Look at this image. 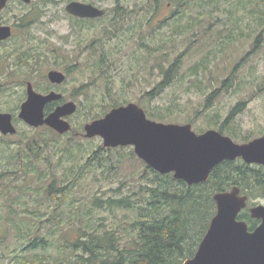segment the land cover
<instances>
[{
    "label": "trees",
    "instance_id": "trees-1",
    "mask_svg": "<svg viewBox=\"0 0 264 264\" xmlns=\"http://www.w3.org/2000/svg\"><path fill=\"white\" fill-rule=\"evenodd\" d=\"M168 1L175 6L168 19L170 21L165 23L163 19L162 23L158 21L157 24L152 20L163 7V1L150 0L146 3L144 38L140 36L136 20L131 26L128 19H124L127 13L125 9L111 11L113 19L110 22L125 21L129 25L126 32H132L139 48L145 51L142 66L152 60L151 67L159 69L161 79L145 93L148 100H153L173 84L181 66L182 54L173 57L172 50L163 49L165 42L161 36L165 30L171 32L169 39L183 36L195 28L193 21L197 19L187 18L192 11L200 10L198 16L205 15L203 17L209 20L224 16L229 32L226 39L218 44L205 40L207 32L202 33L206 53L185 77H199L202 72L206 73L221 53L230 49L238 37L244 36L243 32L264 27V0H260L261 4L255 0ZM108 15L85 22L93 27L95 23L101 24L100 21ZM214 26L210 25L209 28L213 29ZM107 28L105 25L104 29ZM116 30L114 27L111 36L117 34ZM236 32H240V35ZM261 36L262 33L235 70L259 51ZM187 49L186 55L191 53V48ZM97 51L99 60L93 65L94 72L99 69L103 71L104 65L113 64L111 51ZM129 58L140 62L137 56ZM130 65L129 70L135 72ZM20 67L23 66H16ZM232 77L233 73L222 82L223 88L225 84H230ZM201 85V81L197 80L187 85L189 89L186 90L189 92L191 88L198 89ZM107 93L111 95L112 87L107 88ZM216 94H209L206 101ZM123 102L96 105L101 112L95 115L92 112L88 116H92L90 120L98 119L104 115V111ZM243 105L239 103L236 108L240 107L238 110H241ZM236 108L229 118L237 111ZM11 114L15 122V115ZM145 114L159 122L165 121L160 112ZM224 130L222 124L218 131L223 134ZM45 131L51 132L50 129ZM42 139L39 134L25 139V143L24 140L18 142V150L5 162L3 160L8 157L3 158V155L8 150L1 152L0 264H183L196 253L215 215L213 196L234 187H238L241 194L247 197L248 205L237 219L244 221L249 231L259 224L250 217L249 207L254 206V200L264 198V166L247 165L240 159L224 161L214 167L206 182L189 186L176 180L171 173L161 175L147 167L135 156L132 148L100 146L92 149L84 158L87 153L85 147L69 142L64 145V156L53 161L49 155H43L50 142ZM0 145L9 146L3 141H0ZM125 150L128 152H123ZM41 159L49 165L47 170L39 167ZM17 181H21L19 187L11 183ZM116 183L118 186L111 187L107 197L105 194L98 196V193L90 195L87 192V184H95L102 189ZM22 194L27 197H22ZM28 198L33 205L27 204ZM47 202H56L50 212L44 211Z\"/></svg>",
    "mask_w": 264,
    "mask_h": 264
},
{
    "label": "rangeland",
    "instance_id": "rangeland-1",
    "mask_svg": "<svg viewBox=\"0 0 264 264\" xmlns=\"http://www.w3.org/2000/svg\"><path fill=\"white\" fill-rule=\"evenodd\" d=\"M53 1L55 4H46V2L39 1L32 8L14 4L3 14H0V18L12 23L15 20L11 18L14 13L18 14L30 10H34L36 13L44 11L48 17L43 16L37 19V22L34 23L35 27L33 26L29 33H33L35 38L43 39L49 44L58 43L56 40L58 36L64 37V40L62 39L65 45L62 46L63 58L60 60L63 63L61 70L68 71L72 66L74 68L70 69V72L68 71V77L60 87L59 92L63 95L65 102H73L78 108L69 120L74 132L60 135L53 131H45L47 128H31L18 119L20 105L26 99L24 95L25 83L28 81L35 87L45 90L46 83L43 77L49 69L54 67L40 65L16 68L4 63L5 58L3 55L6 54L5 52L16 47L15 42L9 41L3 47H0V112H12L15 115L14 125L18 133L12 136H3L0 133V141L9 145H0V157L2 151L8 150V153L3 155V158H8L3 162L9 160L14 152L18 150V142L24 140L25 143V139L39 134L44 138L42 140L50 142L43 155L45 157L49 155L53 161H56L59 156H64L63 152L66 150L64 145L69 144V142L81 144L85 147L87 153L83 156L84 158H87L92 149L96 150L100 146L105 148L99 137L88 139L85 136L76 137V134H83V126L93 121L90 120L92 116H88L90 113L93 112V115L96 112L97 114L100 113L98 107L102 104H110V102L124 101L118 106L135 103L144 111L146 110V113L157 114L160 112L165 117V121H160L161 123L189 124L196 134L208 130L218 131L220 126L224 124L225 130L221 134L230 137L237 144H243L264 136V27H260L255 31L247 30L243 32L244 36L238 37L230 49L221 53L210 64L206 73L202 72L199 77H185L189 69L201 61L206 53L204 50L206 44L202 42V33L207 32L205 40L218 44L226 39L225 36L229 32L224 16L214 15L218 18L213 17L209 20L208 17H203L205 15L198 16L197 13H201L200 10L192 11L193 13H189L187 18L197 19V21H193L196 25L195 28L183 36L170 38L171 42L169 39L171 32L169 30H165L164 35L161 36L165 42L163 49L172 50L173 57L182 54L180 57L182 59L181 66L177 70V78L173 81V84L153 100H148L149 98L145 97V93L150 91L154 84L161 79L159 69L151 67L152 60H148V64L142 66L145 60V51L139 48L138 41L134 39L133 33L126 32V30L129 29V25L134 26L136 20L141 38L145 37L146 14L144 9L146 3L150 0H78L91 3L106 10L109 14L108 17L100 21L101 24L95 23L93 27H90L88 22L75 21L64 14L63 7L67 0ZM255 1L261 4L260 0ZM161 3H163V7L159 9L152 23L157 24L158 21L162 23L163 19L166 21L165 23L169 22L168 19L175 10V6L170 1ZM116 6L119 9H127L124 19H128L129 25L125 23L124 19H119L123 20L124 23L110 22L113 19L111 11ZM130 11H133V13H128ZM59 15H61L60 19H52V16ZM105 25L108 26L106 30L104 29ZM210 25L215 26L211 29V27L209 28ZM114 27L117 29L115 31L117 34L111 36L110 32L114 30ZM17 33L20 34L16 31ZM236 33L240 35V32ZM261 33L259 51L252 54L245 64L235 70V66L251 51L253 43ZM196 39H198V43ZM91 43L93 44L91 45ZM101 45H103V48H100ZM26 46L27 44H24L25 48ZM188 47L191 48V53L186 55L189 51ZM97 50L111 51L113 64L104 65V68L101 69L103 71L99 69L94 72L93 65L99 60V51ZM129 56H137L141 63H138L135 59H130ZM129 65L135 68V72L129 70ZM232 73L233 77L229 82L230 84H225V88H223L222 82L227 80ZM182 76L185 78L183 80L179 79ZM197 80L201 81L202 85L198 89L191 88L188 92L186 90L189 89L187 85H192ZM111 87L112 93L108 95L107 88ZM213 92H217V94L207 102L208 95ZM103 99L106 101L103 102ZM239 103L244 104L241 110H238L240 107L236 108ZM96 105H98L97 108ZM235 108L237 111L229 118ZM111 109L104 111V115ZM151 120L159 122L157 119ZM226 120L228 123H225ZM45 134L48 135L44 136ZM23 145L22 147H24ZM123 152H128V150ZM112 153L115 154L116 152ZM39 167L47 170L49 165L41 159ZM61 171L59 170V172ZM20 182L11 183L19 187ZM87 186L88 194L98 193V196L105 194L104 196L107 197L110 195L111 187L116 188L118 184L106 185L102 189L95 184H92V186L87 184ZM91 189L92 191H90ZM22 197L26 198L27 196L22 194ZM77 197L82 200L79 195ZM26 201L27 204L33 205L29 198ZM55 205L56 202H47L44 205V211H52ZM253 205L264 206V198L254 200ZM46 226H50V224Z\"/></svg>",
    "mask_w": 264,
    "mask_h": 264
},
{
    "label": "water",
    "instance_id": "water-1",
    "mask_svg": "<svg viewBox=\"0 0 264 264\" xmlns=\"http://www.w3.org/2000/svg\"><path fill=\"white\" fill-rule=\"evenodd\" d=\"M6 1L0 0V9ZM66 11L80 18H99L106 13L78 2L68 4ZM10 35V28L0 25V41ZM47 77L54 84L65 80V75L56 71H50ZM60 98L54 92L38 94L28 84L27 98L20 106L18 119L31 128L47 126L57 134L68 133L72 127L65 118L75 114V103L66 102L47 116L44 113L48 103ZM12 119L10 113L0 112L1 135L16 133ZM83 131L85 138L99 137L105 148L131 147L147 167L161 175L171 173L189 186L206 182L214 167L224 161L241 159L248 165L264 166V136L237 144L215 130L196 134L189 124H164L148 119L135 103L111 109L104 117L85 124ZM213 200L216 213L196 253L183 264H264V206L249 209L251 218L260 224L248 231L246 223L237 219L247 206V198L238 188L216 193Z\"/></svg>",
    "mask_w": 264,
    "mask_h": 264
},
{
    "label": "flooded vegetation",
    "instance_id": "flooded-vegetation-1",
    "mask_svg": "<svg viewBox=\"0 0 264 264\" xmlns=\"http://www.w3.org/2000/svg\"><path fill=\"white\" fill-rule=\"evenodd\" d=\"M39 1H42L43 3L46 2V4H55V2L53 0H30L29 3H26L22 0H7L4 4V7L2 9H0V14H3L6 10H8L11 5L17 4L21 7H25V8L31 7L32 8ZM116 1H118V0H116ZM162 1L167 2L168 0H162ZM72 2H78L81 4L92 5L98 9H101V8L91 4V3H87L84 1L67 0V2L65 3V5L63 7V10L65 12L64 14H66L67 17H70L72 20L74 19L75 21H95L97 19H101V18L105 17V15L107 14V11H106L105 15L102 17H99V18H80L78 16H73L66 11V6ZM114 9H119V8L116 6V7H114ZM125 10L127 11V9H125ZM128 13H133V11H130ZM46 15H47V13L44 11L36 13L34 10H30L27 12L12 14L11 18L15 19L14 22H12V23H10L8 21H7L8 22L7 23L6 21H4L0 18V25L9 27L10 31H11L10 37H8L5 40L0 41V47H3L9 41H13V42H15L14 44H16V47L14 49L6 51L5 52L6 54L3 55L5 58L4 63H8L11 67L40 66V65H50V66L54 67L52 69H49L47 71V73L45 74V76L43 77V79L46 83L45 90H41L40 88L35 87L32 83H30L28 81L25 83L24 95L26 96V98H27V85L28 84H31L33 90L38 94L47 95L51 92H54L56 94L61 95L60 100L52 101L45 106V108H44L45 116H47L50 113H52L53 111H55V109L57 107L66 103L63 99V95L59 92V89L63 85L66 78L68 77L69 72L71 71L70 69H68L69 72L65 71V70H63V71L61 70V66L63 63L60 60H62V58H63L62 46H65V45L62 42V39L64 40V37L58 36L56 38L58 43L49 44V43H47V41H43V39L35 38V35H33V33H29L30 29L33 26L35 27L34 23L37 22V19H39L43 16H46ZM60 16L61 15L55 16V17L52 16V19H60ZM46 17H48V16H46ZM116 17H118V16H116ZM16 31L19 32L20 34H18V33L16 34ZM49 39L52 40L50 37H49ZM24 44H27L26 48L24 47ZM50 71H56V72H60V73L64 74L65 80L60 84H54V83L50 82V80H48V77H47V74ZM19 111H20V108H19ZM70 118H71V116H68L65 118V120L69 122ZM12 123L14 125V123H15L14 118L12 119ZM39 128L50 129L47 126H42ZM36 129H38V128H36ZM50 130L53 131L52 129H50ZM63 135H65V134H63ZM76 135L77 136H84V131H83V134L77 133ZM7 136H9V135H7Z\"/></svg>",
    "mask_w": 264,
    "mask_h": 264
}]
</instances>
